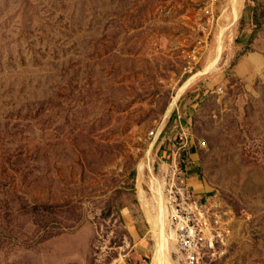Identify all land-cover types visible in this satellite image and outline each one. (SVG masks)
<instances>
[{
  "label": "rangeland",
  "instance_id": "1",
  "mask_svg": "<svg viewBox=\"0 0 264 264\" xmlns=\"http://www.w3.org/2000/svg\"><path fill=\"white\" fill-rule=\"evenodd\" d=\"M235 7L190 72L195 0H0V264H151L174 170L231 211L202 264H264V0Z\"/></svg>",
  "mask_w": 264,
  "mask_h": 264
},
{
  "label": "built area",
  "instance_id": "2",
  "mask_svg": "<svg viewBox=\"0 0 264 264\" xmlns=\"http://www.w3.org/2000/svg\"><path fill=\"white\" fill-rule=\"evenodd\" d=\"M194 1V0H193ZM200 5L201 17L197 25L196 45L183 51L187 69L191 72L200 62L203 48L208 45L219 0H195ZM177 182V170L172 172L166 193V214L177 250L185 264H202L207 253L215 254L216 245L223 243L231 233V211L217 201L207 202L185 182ZM151 185L158 190L159 180Z\"/></svg>",
  "mask_w": 264,
  "mask_h": 264
},
{
  "label": "bare ground",
  "instance_id": "3",
  "mask_svg": "<svg viewBox=\"0 0 264 264\" xmlns=\"http://www.w3.org/2000/svg\"><path fill=\"white\" fill-rule=\"evenodd\" d=\"M238 0H231L234 9H233V16L236 17L237 15V8L235 7V4L237 3ZM222 44L221 37L218 38V47H220ZM214 60V59H213ZM211 60V61H213ZM153 183H156L153 181ZM153 187V186H152ZM161 187L158 188L157 190V199H158V204H159V216L158 220L155 221L152 226L154 227L155 236H156V251L154 253V257L152 260L151 264H174L171 259L169 258L168 254V238L165 235L164 228H165V223H166V208H165V201L162 199V193H161ZM156 192V191H155ZM171 235V234H170ZM172 240H175L173 236H171Z\"/></svg>",
  "mask_w": 264,
  "mask_h": 264
},
{
  "label": "crops",
  "instance_id": "4",
  "mask_svg": "<svg viewBox=\"0 0 264 264\" xmlns=\"http://www.w3.org/2000/svg\"><path fill=\"white\" fill-rule=\"evenodd\" d=\"M192 174V173H191ZM188 175H189V173H188ZM186 183L191 187V188H193V186L195 187V188H199V189H201V186H200V184H199V179H198V177L197 176H193V177H187V179H186ZM194 190V189H193Z\"/></svg>",
  "mask_w": 264,
  "mask_h": 264
}]
</instances>
